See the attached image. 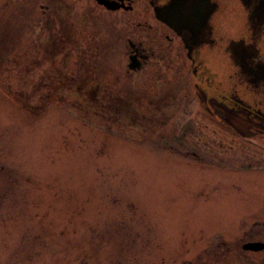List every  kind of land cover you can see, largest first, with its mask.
Masks as SVG:
<instances>
[{"label": "rangeland", "instance_id": "374dc122", "mask_svg": "<svg viewBox=\"0 0 264 264\" xmlns=\"http://www.w3.org/2000/svg\"><path fill=\"white\" fill-rule=\"evenodd\" d=\"M133 19L0 0V264H264L262 151L193 116L183 56L125 72Z\"/></svg>", "mask_w": 264, "mask_h": 264}, {"label": "flooded vegetation", "instance_id": "af4514ba", "mask_svg": "<svg viewBox=\"0 0 264 264\" xmlns=\"http://www.w3.org/2000/svg\"><path fill=\"white\" fill-rule=\"evenodd\" d=\"M92 1L140 18L130 20L140 34L125 38L138 68L126 73L183 56L193 116L212 132L254 141L264 157V0H175L169 9L172 0Z\"/></svg>", "mask_w": 264, "mask_h": 264}, {"label": "water", "instance_id": "95a60500", "mask_svg": "<svg viewBox=\"0 0 264 264\" xmlns=\"http://www.w3.org/2000/svg\"><path fill=\"white\" fill-rule=\"evenodd\" d=\"M175 0H172L169 5L167 6V8L169 9L170 7H172V4ZM163 21H166V20H163ZM127 70L130 68V69H134V68H138L136 66H134L131 58L129 57L128 58V62H127ZM263 247V243L260 242V241H250V242H245L241 245V248L242 249H250V250H259Z\"/></svg>", "mask_w": 264, "mask_h": 264}, {"label": "trees", "instance_id": "16d2710c", "mask_svg": "<svg viewBox=\"0 0 264 264\" xmlns=\"http://www.w3.org/2000/svg\"><path fill=\"white\" fill-rule=\"evenodd\" d=\"M54 89H55V87H54ZM103 102V101H102ZM101 103V102H100Z\"/></svg>", "mask_w": 264, "mask_h": 264}]
</instances>
